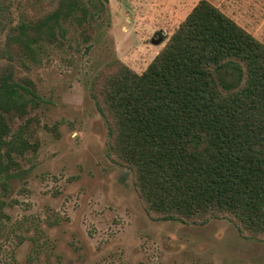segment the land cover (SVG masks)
<instances>
[{"label":"rangeland","instance_id":"rangeland-1","mask_svg":"<svg viewBox=\"0 0 264 264\" xmlns=\"http://www.w3.org/2000/svg\"><path fill=\"white\" fill-rule=\"evenodd\" d=\"M199 1H105L83 26L67 22L62 44L33 63L9 36L61 0H0V75L12 72L39 103L10 118L13 130L28 126L32 149L0 177V264H264V242L229 219H153L133 171L109 156V124L91 93L113 61L144 72ZM209 1L264 43V0Z\"/></svg>","mask_w":264,"mask_h":264},{"label":"trees","instance_id":"trees-1","mask_svg":"<svg viewBox=\"0 0 264 264\" xmlns=\"http://www.w3.org/2000/svg\"><path fill=\"white\" fill-rule=\"evenodd\" d=\"M108 0H61L13 29L19 57L42 63L65 24L102 14ZM26 84L31 82L25 80ZM109 124V156L130 168L153 219L205 224L226 218L264 242V43L209 0H200L146 70L116 60L91 86ZM36 91L0 75V177L32 149L12 116L39 107Z\"/></svg>","mask_w":264,"mask_h":264}]
</instances>
